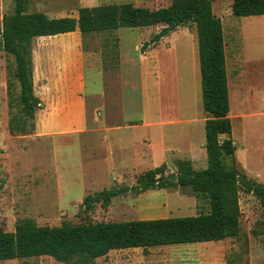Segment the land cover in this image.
Returning <instances> with one entry per match:
<instances>
[{
    "label": "rangeland",
    "instance_id": "1",
    "mask_svg": "<svg viewBox=\"0 0 264 264\" xmlns=\"http://www.w3.org/2000/svg\"><path fill=\"white\" fill-rule=\"evenodd\" d=\"M171 1L28 0L27 12H42L49 18L77 17V10L80 8L128 3L134 7L157 10L169 6ZM231 3L232 0H214L212 11L221 19L223 25L235 161L244 174L247 168L250 173L263 174L264 119L259 123L254 122L251 127L249 123L244 125V118L252 88L259 89V95L264 91V16L234 17ZM13 6L14 0H0V21L12 14ZM161 28L155 26L147 29H119L111 34L87 36L83 39L82 48L86 57V118L91 129L83 137L97 136L101 129L98 125L104 119L108 123H153L163 114L166 119L178 121L175 126L159 128L161 135L164 132L173 139L167 142L176 151V157L170 156L171 161L165 165V174L174 177L177 175L176 161L182 160V153H188L191 147L187 144L188 136L185 137V131L191 137L195 133L189 122L196 119L203 121L205 114L201 102L195 27L190 24L183 25L174 35L162 39L156 46L146 47L151 36ZM136 46L139 47L138 52ZM156 55L159 62L165 65L161 73L154 68ZM119 56L124 60L120 72ZM132 56L135 60L140 58L144 63L151 61L150 77L146 76V63L138 65L135 61L134 67L128 62ZM13 68V59L1 53L0 231L13 232L16 224L23 220H29L40 227H59L63 224L77 226L86 223L190 217L208 212L206 200H197L189 189L172 185L140 195L128 193L112 199L108 205L98 204L90 210L82 209L81 203L86 196L104 189L129 185L102 183L104 178L100 173L101 168L90 174L85 162L86 152L82 153L83 167L80 168V157L74 147L76 142L63 144L55 141L54 146L49 140L36 138L32 130L25 135L15 131L16 135L8 141L6 86L7 81L15 84L12 78ZM10 91L15 93L16 89L12 88ZM120 92L122 114L119 107ZM15 111L14 107L12 112ZM235 114L238 115L237 119L234 118ZM244 129L248 131V136ZM196 131V138L203 137L201 142L204 146V127L201 125ZM226 138L221 137L220 142ZM79 143L82 147L88 145L85 138H81ZM202 149L201 146L200 151ZM248 149L250 157L247 161ZM200 151L194 158V163H191L194 170L207 167L205 150L203 149L204 155ZM242 154L244 171L239 163ZM225 163L230 167L229 159ZM226 202L240 216V230L235 238L221 242L155 247L146 251H112L95 263L264 264V210L253 196L243 193L238 185L229 187ZM0 264L60 263L49 257H39L0 261Z\"/></svg>",
    "mask_w": 264,
    "mask_h": 264
},
{
    "label": "trees",
    "instance_id": "2",
    "mask_svg": "<svg viewBox=\"0 0 264 264\" xmlns=\"http://www.w3.org/2000/svg\"><path fill=\"white\" fill-rule=\"evenodd\" d=\"M214 0H172L157 10L132 4H110L80 8L77 17L49 18L42 12L28 13V0H14L10 16L0 21V53L13 59L12 78L7 81L8 132L25 135L33 129L40 108L33 94L31 45L38 37H52L78 31L87 36L114 33L119 29H147L161 26L146 47H154L183 25L196 31L201 102L205 114L204 132L207 167L194 170L190 161H177L175 181L165 174V166L149 170L132 187L104 189L86 196L84 210L108 205L116 197L140 195L176 186L189 189L197 200L208 202V212L190 217L134 220L117 223L63 224L40 227L29 220L16 224L13 232L0 231V261L49 257L60 264H96L112 251L186 244L221 242L235 238L240 216L227 205L229 187L238 185L253 196L264 210V185L238 169L231 139L229 95L225 65V43L220 18L212 11ZM231 13L237 18L264 16V0H232ZM16 87V88H15ZM16 92L11 93V89ZM16 108L15 113L12 112ZM17 131V132H15ZM18 133V134H19ZM227 137L220 142L221 137ZM231 161L230 167L225 163Z\"/></svg>",
    "mask_w": 264,
    "mask_h": 264
},
{
    "label": "crops",
    "instance_id": "3",
    "mask_svg": "<svg viewBox=\"0 0 264 264\" xmlns=\"http://www.w3.org/2000/svg\"><path fill=\"white\" fill-rule=\"evenodd\" d=\"M73 17L76 18V16ZM82 47L83 38L78 31L52 37H38L32 40L31 63L33 94L40 102V108L35 112L32 131L36 138L49 140L52 143L55 141H61L60 143L63 144L76 142L77 145L75 144L74 147L77 150V155L79 154L80 157V168L83 167L82 153L86 152L85 162L90 174L95 172L96 169L101 168L100 173L104 178L101 181L102 183H125L129 185L125 187H132L135 185L139 175L169 164L171 161L170 156H174V152H176L168 145L169 140L173 139L165 135L164 132L161 135L159 128L175 126L178 124V121H174L171 118L166 119L163 114L157 122L153 123H108L104 119L100 122V125L97 124L101 126L97 136L94 138L93 136L83 137L91 129H89L86 118V57ZM138 48L136 46V52H138ZM155 57L154 68L161 73L165 65L159 62L157 55ZM135 61L136 63L138 62V65L144 63L140 58L135 60L133 56L131 60L128 59V62L134 65V67L136 64ZM122 65H124V60L119 56V72ZM145 65H147L146 76L150 77L152 63L151 61H147ZM226 76L228 86L227 65ZM159 80L160 77L158 78ZM258 90L252 88V92L246 103L245 126L249 123L252 127L254 122L259 123L264 119V91L259 95ZM95 98L99 99V96ZM119 107L120 114H122L121 92ZM237 116L235 114L234 118L237 119ZM7 117L6 127L8 128L9 114L6 109ZM229 118L230 121L233 120L231 113ZM204 123L205 119L203 121L196 119L189 122L191 129L195 131L192 137L185 131V137L188 136L187 144L188 146L189 144L191 145L190 151L188 153H182V160L178 161H185L183 159H186L190 163H194V158L199 154L200 147L202 146L204 149L201 142L203 141V137L201 139L197 135L198 137L196 138V133L198 134L196 130L201 125L204 127ZM244 132L248 136L246 129H244ZM8 137L10 138H8V141H11V138H13L9 132ZM81 138L87 140V146L82 147L80 145ZM53 145L56 146L54 143ZM203 149L200 152L204 155ZM249 152L250 150L248 149L246 152L247 161L250 157ZM262 157L264 159V152ZM243 160L244 156L242 154V160L239 159L241 168ZM262 166L264 167V162H262ZM245 175L257 183L264 184V170L263 174H257L254 172L250 173L247 168Z\"/></svg>",
    "mask_w": 264,
    "mask_h": 264
},
{
    "label": "water",
    "instance_id": "4",
    "mask_svg": "<svg viewBox=\"0 0 264 264\" xmlns=\"http://www.w3.org/2000/svg\"><path fill=\"white\" fill-rule=\"evenodd\" d=\"M175 179H176L175 176L171 178L172 181H175Z\"/></svg>",
    "mask_w": 264,
    "mask_h": 264
}]
</instances>
